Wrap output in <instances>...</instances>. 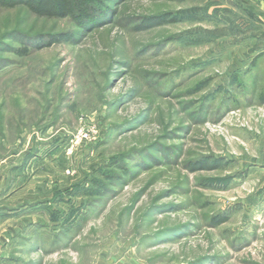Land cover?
Wrapping results in <instances>:
<instances>
[{
    "label": "rangeland",
    "instance_id": "obj_1",
    "mask_svg": "<svg viewBox=\"0 0 264 264\" xmlns=\"http://www.w3.org/2000/svg\"><path fill=\"white\" fill-rule=\"evenodd\" d=\"M102 1L0 9V264H264V0Z\"/></svg>",
    "mask_w": 264,
    "mask_h": 264
},
{
    "label": "trees",
    "instance_id": "obj_2",
    "mask_svg": "<svg viewBox=\"0 0 264 264\" xmlns=\"http://www.w3.org/2000/svg\"><path fill=\"white\" fill-rule=\"evenodd\" d=\"M17 6H23L31 15L43 19H68L79 32L86 33L98 27L109 18V7L102 0H0V9H12ZM106 16V18H105ZM167 21L165 16H152L140 21L136 30H149L160 26ZM73 33H61L58 35H49L46 37L36 36L28 38L17 34L16 37L21 44H29L34 48L49 47L55 43L70 42ZM27 46L17 49L15 54L18 56L27 55ZM263 53H260L261 55ZM254 59L253 63L255 62ZM258 102L264 104V91L258 97ZM201 168V167H198ZM194 170V169H193Z\"/></svg>",
    "mask_w": 264,
    "mask_h": 264
},
{
    "label": "crops",
    "instance_id": "obj_3",
    "mask_svg": "<svg viewBox=\"0 0 264 264\" xmlns=\"http://www.w3.org/2000/svg\"><path fill=\"white\" fill-rule=\"evenodd\" d=\"M255 62H256V61H255ZM28 222H29V221H28ZM23 223H24L23 226H24V228H25V223H27V221H24ZM30 223H31L30 225L34 224V221H31ZM26 225H27V224H26ZM21 230H22V229H20V231H21ZM12 236H13V235H12ZM9 259H12V258L9 257ZM13 259H14V258H13Z\"/></svg>",
    "mask_w": 264,
    "mask_h": 264
}]
</instances>
